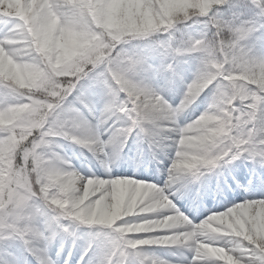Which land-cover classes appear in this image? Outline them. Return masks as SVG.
I'll use <instances>...</instances> for the list:
<instances>
[{
  "label": "snow or ice",
  "instance_id": "1",
  "mask_svg": "<svg viewBox=\"0 0 264 264\" xmlns=\"http://www.w3.org/2000/svg\"><path fill=\"white\" fill-rule=\"evenodd\" d=\"M0 264H264V0H0Z\"/></svg>",
  "mask_w": 264,
  "mask_h": 264
},
{
  "label": "trees",
  "instance_id": "2",
  "mask_svg": "<svg viewBox=\"0 0 264 264\" xmlns=\"http://www.w3.org/2000/svg\"><path fill=\"white\" fill-rule=\"evenodd\" d=\"M249 15H251V13H249Z\"/></svg>",
  "mask_w": 264,
  "mask_h": 264
}]
</instances>
